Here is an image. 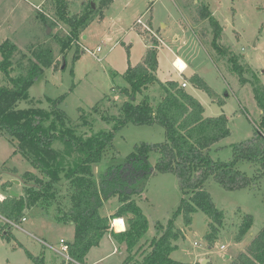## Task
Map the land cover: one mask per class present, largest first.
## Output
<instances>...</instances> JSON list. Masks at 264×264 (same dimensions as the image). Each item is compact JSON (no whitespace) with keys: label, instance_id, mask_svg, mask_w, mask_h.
I'll use <instances>...</instances> for the list:
<instances>
[{"label":"rangeland","instance_id":"1","mask_svg":"<svg viewBox=\"0 0 264 264\" xmlns=\"http://www.w3.org/2000/svg\"><path fill=\"white\" fill-rule=\"evenodd\" d=\"M68 1L71 13H79L81 0ZM201 4L209 5L211 14L223 29L221 44L240 58L245 68L244 78L250 81L256 75L264 84V0H113L103 18L96 19L79 41L68 45L66 55L62 43L68 41V28L54 23L53 0H0V46L7 41L17 46L15 62L24 54L30 55L34 62L39 57H49L43 79L30 89L35 105L46 98H64L60 108L71 126L79 128V135L114 133L119 157L98 165L96 172H102L109 165L124 163L137 145L162 143L167 139L163 126L128 124L119 128L114 119L119 117L121 107L129 99L122 92L128 87L125 73L130 66L143 61L155 40L159 61L157 79L186 82V90L202 103L206 117L224 114L228 118L231 134L221 141L220 149L211 152V157L216 161H231L233 145L254 137L261 110L251 82L243 84L240 77L232 75L227 69V59L212 49L213 28L209 21L193 19L199 17ZM138 20L141 23L138 24ZM52 22L55 25H51ZM48 28L50 33H47ZM98 48L101 51L98 52ZM179 59L188 65L183 74L174 68ZM194 74L203 77L212 95L189 83L188 79ZM158 93L159 86L154 85L143 95L157 104ZM142 98L139 95L137 100ZM219 100H223V104ZM158 157V153H151L148 164L156 167ZM239 169L253 177L259 173L260 165L240 162ZM12 171L36 172L21 155L14 154L13 144L0 136V193L9 195L14 191L25 195L23 185L14 182ZM8 182L11 185L6 188ZM205 190L215 207L225 213V223L214 241L206 239L210 219L204 212L193 213L190 225L184 215L175 216L184 197L175 174L155 172L147 178L143 193L133 198L149 224L138 251L139 258L156 235L155 225L167 226L171 221L183 235L174 242L177 248L171 257L184 264H202L204 260L206 264H231L247 249L264 229V178L253 187L233 191L209 182ZM119 205V199L112 198L105 202L101 214L110 216ZM247 215L252 216L253 224L241 236L239 228ZM23 218L26 221L13 226L10 240L3 238L0 231V264H34L27 252L43 257L46 264H68L64 255L45 244L60 251V240L73 241L75 227L54 226L35 216L34 210L25 212ZM2 223L0 216V226ZM115 248V241L104 237L100 245L89 252L87 264H122L127 253L124 249L119 252L118 248L114 251Z\"/></svg>","mask_w":264,"mask_h":264},{"label":"trees","instance_id":"2","mask_svg":"<svg viewBox=\"0 0 264 264\" xmlns=\"http://www.w3.org/2000/svg\"><path fill=\"white\" fill-rule=\"evenodd\" d=\"M96 2L100 4L94 8ZM112 2L81 0L80 12L72 14L68 0H53L57 19L54 23L68 28V41L62 43L64 55L68 45L79 41L96 19L103 18ZM197 13L199 17L193 19L200 18L197 22L208 20L213 28L212 49L227 59V69L232 75L240 77L243 84L251 82L261 110L254 137L233 145L231 161H216L211 157L213 150L221 148L217 145L231 134L228 118L224 114L206 117L202 103L180 82L157 79L159 61L155 40L143 61L130 66L125 73L128 87L122 92L129 99L121 107L119 117L114 119L119 128L128 124L163 126L167 139L162 143L137 145L124 163L109 165L102 172H96L98 165L119 157L114 146V133L102 131L79 135V128L71 126L60 108L64 98L36 100L35 105L30 89L43 79L49 57H39L34 62L30 55L24 54L15 62L17 46L10 41L0 46V136L9 140L14 146V154L21 155L36 171L11 172L12 176L21 179L26 192L18 197L9 194L0 202L3 238L10 240L11 223L18 224L25 212L34 210L35 216L54 226L75 227V237L68 242L73 261L68 264H87L89 252L108 235L127 253L122 264H184L171 257L177 248L174 242L183 238L172 221L167 226L157 223L156 235L149 242L148 250L140 258L138 255L149 224L133 198L143 193L150 175L162 172L175 174L179 179L184 197L175 216L184 215L190 225L193 213L204 212L210 219L206 239H217L225 223V213L215 207L205 190L206 184L215 182L233 191L253 187L264 178V84L256 75L250 81L244 78L245 68L240 58L220 42L223 29L211 14L209 5L201 4ZM188 81L193 87L213 94L200 75L194 74ZM154 85L159 86L157 104L143 95ZM139 95L143 96L140 101L137 100ZM223 102L221 100L220 104ZM151 153L159 154L156 167L148 164ZM240 162L259 164V173L253 177L247 175L239 169ZM10 185L8 182L5 187ZM112 198L119 199L118 209L110 216L102 215V207ZM119 218L126 224L123 232L112 229V221ZM252 224V216L247 215L239 228L240 235L247 233ZM27 256L34 264H46L43 257H35L30 252ZM231 264H264V229Z\"/></svg>","mask_w":264,"mask_h":264},{"label":"built area","instance_id":"3","mask_svg":"<svg viewBox=\"0 0 264 264\" xmlns=\"http://www.w3.org/2000/svg\"><path fill=\"white\" fill-rule=\"evenodd\" d=\"M39 8H40V7H37V10H40ZM137 22H138V24H139V23H141V20H138ZM97 51H98V52L101 51V48H98ZM96 56H97V55H96ZM175 68H176L177 71H178L179 73H181V74H183V73L185 72V69H180V68L177 66V62H176V64H175ZM182 86H183L184 88H186V87H187V83H186V82H183V83H182ZM7 197H8V195H4V194L0 193V202L5 201V200L7 199ZM22 221H26V218H23ZM115 222H116V220H113V221H112V229H113V230H114V229H115V230H118L117 226L115 225ZM11 224H12V226H16V227H18V225L15 224V223H11ZM60 244H61V249H60V251H59L57 248H55V247H53V246H51V245H49V244H45V245H46L48 248H50V249H52V250H54V251H56V252H58V253L64 255V256L67 258L68 261H73V259H71V257L69 256V245H68V242H67L66 240H64V239H61V240H60ZM222 248H224V247H222ZM77 264H79V263H77Z\"/></svg>","mask_w":264,"mask_h":264},{"label":"crops","instance_id":"4","mask_svg":"<svg viewBox=\"0 0 264 264\" xmlns=\"http://www.w3.org/2000/svg\"><path fill=\"white\" fill-rule=\"evenodd\" d=\"M179 60H181V59H179ZM178 60V61H179ZM181 61H183V60H181ZM183 63H184V67H183V69H185V71L187 70V68H188V65L183 61ZM178 66V65H177ZM174 68H175V66H174ZM181 69V68H180ZM182 84V83H181ZM188 88V85H187V87H186V89ZM221 143V142H220ZM219 143V144H220ZM219 144L217 145V146H219ZM116 212V211H115ZM114 213V212H113ZM112 213V214H113ZM111 214V215H112ZM119 219H121V218H119ZM115 220H117V219H115ZM122 221H123V224L125 225L124 226V228L123 229H121V230H117L116 232H123V231H125L126 230V224H125V221H124V219H122ZM109 236V238L110 239H113L110 235H108ZM106 237V236H105ZM116 244V243H115ZM116 248H118V251L120 252L121 251V249H123V247H119L117 244H116ZM116 248H115V250L114 251H116ZM118 252V253H119ZM228 258V257H227ZM94 263H96V262H94Z\"/></svg>","mask_w":264,"mask_h":264},{"label":"water","instance_id":"5","mask_svg":"<svg viewBox=\"0 0 264 264\" xmlns=\"http://www.w3.org/2000/svg\"><path fill=\"white\" fill-rule=\"evenodd\" d=\"M93 7L96 8V4H95V3H93ZM50 31H51V30L48 28V32H47V33H50ZM11 176H12V175H11ZM12 177H14V176H12ZM14 182H15L16 184H18V185L23 184L22 181H21V179H19L18 177H14ZM11 195H13V196H15V197H18V196H19V194L16 193V192H14V191L11 192ZM206 263H207L206 260L202 261V264H206Z\"/></svg>","mask_w":264,"mask_h":264},{"label":"bare ground","instance_id":"6","mask_svg":"<svg viewBox=\"0 0 264 264\" xmlns=\"http://www.w3.org/2000/svg\"><path fill=\"white\" fill-rule=\"evenodd\" d=\"M178 67L183 69L184 67V63L183 61L179 60L178 63H177ZM115 225L117 226L118 230H121L124 228V224H123V221L121 222V219H117L116 222H115Z\"/></svg>","mask_w":264,"mask_h":264},{"label":"clouds","instance_id":"7","mask_svg":"<svg viewBox=\"0 0 264 264\" xmlns=\"http://www.w3.org/2000/svg\"><path fill=\"white\" fill-rule=\"evenodd\" d=\"M121 222H122V218H121Z\"/></svg>","mask_w":264,"mask_h":264}]
</instances>
